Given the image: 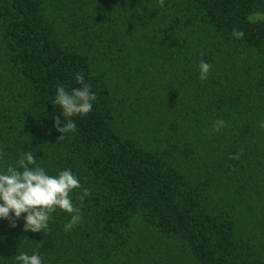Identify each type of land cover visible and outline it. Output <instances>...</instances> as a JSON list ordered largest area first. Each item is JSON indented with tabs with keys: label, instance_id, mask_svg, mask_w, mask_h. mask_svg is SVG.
I'll return each instance as SVG.
<instances>
[{
	"label": "trees",
	"instance_id": "obj_1",
	"mask_svg": "<svg viewBox=\"0 0 264 264\" xmlns=\"http://www.w3.org/2000/svg\"><path fill=\"white\" fill-rule=\"evenodd\" d=\"M254 13L264 0H0V173L30 151L90 193H70L82 219L68 231L60 209L46 234L0 219V264H264ZM77 76L96 99L59 139L56 90L83 87Z\"/></svg>",
	"mask_w": 264,
	"mask_h": 264
},
{
	"label": "clouds",
	"instance_id": "obj_2",
	"mask_svg": "<svg viewBox=\"0 0 264 264\" xmlns=\"http://www.w3.org/2000/svg\"><path fill=\"white\" fill-rule=\"evenodd\" d=\"M165 0H158L159 6L163 7ZM234 39H242L245 35L242 30H233ZM200 79L206 80L211 70V64L200 61ZM77 83L84 85L82 76L76 77ZM96 99L94 93L90 92V86L73 89L69 94L64 87H58L54 103L62 110L66 123L61 125V117H54L53 126L60 133L74 131L75 123L70 119L76 115H87L92 111V101ZM226 126L225 121L219 120L213 126L218 132ZM264 127V123L261 124ZM2 155V153H0ZM238 158V155H233ZM19 169L14 165H7L4 173H0V219L9 221L10 227L15 228L16 220L23 214V231L33 233H47L49 221L53 218L51 214L60 209L72 214L71 220L65 225V230H70L74 225L81 222L80 208L74 206L70 193L81 190L79 200L90 193L87 188H81L78 178L70 171H61L58 176L46 174L44 168L36 164V158L30 151L22 152L21 159L17 161ZM11 214V215H10ZM19 264H42V258L33 253L28 255L21 252L15 257Z\"/></svg>",
	"mask_w": 264,
	"mask_h": 264
},
{
	"label": "rangeland",
	"instance_id": "obj_3",
	"mask_svg": "<svg viewBox=\"0 0 264 264\" xmlns=\"http://www.w3.org/2000/svg\"><path fill=\"white\" fill-rule=\"evenodd\" d=\"M251 20H260L264 19V13H254L250 17Z\"/></svg>",
	"mask_w": 264,
	"mask_h": 264
}]
</instances>
